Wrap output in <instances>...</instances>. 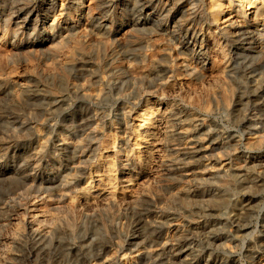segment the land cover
<instances>
[{"label":"rangeland","instance_id":"374dc122","mask_svg":"<svg viewBox=\"0 0 264 264\" xmlns=\"http://www.w3.org/2000/svg\"><path fill=\"white\" fill-rule=\"evenodd\" d=\"M48 1L43 0L44 3ZM126 1L113 0V6L115 5V9H117L113 14L105 13L106 15H102L101 19L98 20L99 22H95V26L92 24L83 25L85 30L83 29L84 32L81 35L79 34V38L93 45L94 43H102L103 45H100H102L104 50L103 59L110 60L115 57L117 59V68L112 70V68L104 67L95 60L90 61L91 63L87 62L88 65L86 62V65H84V62L78 65L77 71L81 76L75 77L74 80L83 84L81 87H84V89L82 87V91H86V96L84 97L81 93L80 87L78 88L79 93L69 94L70 96L66 98L67 114H70L69 111L86 108L88 115L93 117L92 125L88 129L86 128L84 132H89V128L92 129L94 126H98L100 132L97 137L90 141L91 145L89 147L94 145L93 147L97 148L99 146L100 148L101 144L105 145L108 141H114L115 137V141L121 142L122 139L120 138H123L127 140V143L129 140L130 144L132 140L130 139L131 133L129 130L133 125V118L147 102L148 95L146 94L156 91L158 95L163 97L164 102L170 104L174 110H177L175 113L181 116L182 121L185 122L186 128L189 130L188 134L181 137L174 134L176 136V138L173 136L175 139L173 137V139L171 138L172 141L168 139L164 144L165 148L161 152V159L166 161L165 166L159 165L148 174L131 167L124 168L120 158L116 156L110 157L111 162H115L113 175L116 189L118 188V191L124 190L123 183L125 178L130 179L129 181L133 185L130 188L131 191L135 190L134 193L139 195L149 193L150 198L140 202L138 207L125 203L119 204L120 207L118 205L117 209L108 213L100 212L99 206L90 207L85 203L86 211L83 213L81 222L75 234L66 237V244L59 242L58 244L51 243L52 245L45 244V246H40L38 237L29 235L23 239V243L27 239L25 241L27 248L21 247L20 251L24 249L23 251L26 252L32 246L36 250L33 252L34 255L31 256L32 259H26L21 264H54L55 260L59 264H93L92 262H94L98 253L104 252V250L94 248V244L101 241V239L109 243L108 252L114 253V256L117 257L112 264H124L126 260V262L129 261L128 264H168L167 251L159 252L158 254L156 249L160 247L164 241L163 239L169 233L186 238L183 245L184 250L187 252L183 257L188 259H186V262L189 264H194L195 261V264H264V84L262 88H258L259 84L261 86L263 83L264 55L258 53L255 56L242 57L240 56L241 48L238 49L237 46L231 49L232 53L235 54V58L232 59L230 62L231 66L228 67L230 72L214 78L206 75H202L196 80L194 78V81L198 83L196 90H186L187 88L181 86L179 81L181 82L183 76L177 73L173 75L175 78L169 79L167 76L162 77L161 75L155 77L154 72H149L150 70H147L148 75H137V72L132 74L127 68L134 65L137 67L141 63L139 62V55H136L132 49V41L135 40L137 32L130 30L126 39L122 38L119 41L114 39L116 35L121 36L120 33L123 31L124 26L123 22H125L126 29L128 26H140L146 22L145 28L148 32L152 30V25L155 23L147 15V11L142 8L136 12L135 19H129L125 13V8H123ZM5 4V0H0L1 23H5L4 20L7 18L5 13L9 5L6 8ZM59 4L60 2L57 4L58 10L61 8ZM77 6V3H73L66 6L68 9L65 7L64 15L68 22L67 26L73 24L75 14H81L77 13ZM38 10L42 12L39 14V11L38 13L34 11L23 15V17L27 15L29 26L22 29L24 34L21 36L11 34L12 36H9V38L5 37L2 39L0 53L2 52L3 55L8 56L6 60L10 63V68H16L19 71H22L24 64L29 62L30 65H33L31 67L35 68V72L30 73L26 70L28 72L26 74H30L26 79L34 81H39L40 79V83H46L47 80L40 73L46 67L45 65H48L51 61V59L43 58L42 50H48L46 48L50 37L48 34L51 33L45 30L44 26L52 12L49 10L43 13L42 8ZM70 10L73 11L71 15H69ZM36 14L41 15L38 20L35 18ZM100 23L109 30V35L103 33L104 30L99 33L95 31V27H98ZM34 28L36 29L35 32ZM57 29L52 30L54 35L59 32ZM80 29V27L74 30L72 28L69 33H72V31L77 32ZM159 38V44L162 42L157 47L159 57L166 58L167 51H173L176 55L175 44L177 45L179 40L169 39L168 36H160ZM108 39H111V42H107ZM174 42L176 43L173 44ZM25 43L34 44V47L38 46L36 48L38 50L40 48L43 49L38 51V55L30 56V59H26L23 57L25 56L24 53L28 52V45L23 46ZM171 47L173 48L171 49ZM3 64L5 65L6 63ZM92 68L99 75L94 80H90V77L95 74ZM148 69L152 68L148 67ZM161 69H163L162 66L156 67L155 73L161 74ZM92 90H96V94H101V98H97ZM225 94L228 95V100L225 99ZM205 95H208L209 109L202 102ZM190 101H194L193 105ZM22 107H18L16 115L28 112L25 111V106ZM12 111L7 109L5 114L12 113ZM34 115L31 113V115L27 116L25 124L20 121L15 122L13 127L21 131L16 141L9 144H0V171L6 173L7 176L10 174L16 175L19 172L18 174L25 178L35 172L36 166L41 164L42 166H40L43 170L40 174H37H39L38 179L44 178L43 186H45L48 185L47 183L50 179H53L51 177L53 174L51 173L54 170L51 165L57 158L55 142L53 141L52 143L51 138L61 133H70L72 129L75 131L76 136H79L81 134L78 127L80 123L70 122L74 126L72 127L71 125L70 127V124L63 121L65 115H55L49 119H46V116H41L37 119ZM173 121L171 125L176 129L178 125L176 123H179V121ZM125 125L129 126V128L126 129ZM81 128L83 129L82 126ZM38 129H40L39 132L41 131L42 139L50 137L49 145L46 143L45 154L41 156H38L36 151L39 149V146H37L39 145V142H37L39 139L36 134ZM70 134L74 135L73 132ZM34 136L36 137L34 138ZM180 148H184L183 153ZM84 155V159L88 157L87 165L92 164L97 158V155L92 152H88L86 156ZM39 157L43 159L41 160ZM59 167L63 168V164ZM167 167L171 168L168 169ZM236 173L238 178L233 181L230 187L232 189L228 191L229 203L214 206L212 204L213 198L223 194L220 182ZM75 177L70 180L75 186L72 187L70 192L68 191V197H72L75 190L85 184L84 180L80 184V182L75 180ZM1 185V187L4 186L3 183ZM180 189H185L187 194L185 196H176ZM42 194L44 193L39 190L32 192L30 196H42ZM4 197L5 195L0 189V199ZM58 210H55L57 213L54 211L57 216L66 214L64 210ZM15 212L0 214V216L2 215L0 217V250L7 251L6 253L9 254L18 251L11 243L12 231L17 230V228L25 229L23 213ZM160 219L162 222H160ZM238 223L239 225H237ZM155 235H158L157 240H152L151 238ZM189 237L193 238L190 239ZM125 253L128 257L123 262L119 256L121 257ZM104 257L106 255L101 256V259H97L98 262L102 261ZM172 264L179 263L174 261Z\"/></svg>","mask_w":264,"mask_h":264},{"label":"bare ground","instance_id":"6f19581e","mask_svg":"<svg viewBox=\"0 0 264 264\" xmlns=\"http://www.w3.org/2000/svg\"><path fill=\"white\" fill-rule=\"evenodd\" d=\"M5 1L6 8L7 5H9V8L5 13V16L7 17H5V23L0 22V43L5 37L9 38V36L12 35L21 36L24 34L22 29H25L29 26L28 17L27 15L23 17L24 14L34 11L37 13L39 11L40 14L42 11L40 12V10H38L39 8H42L43 13L48 12L49 10L52 12L49 15L50 17L48 22H46L44 26V29L51 33L48 34L50 36L49 43L46 46L48 50L45 51V49L42 50L43 48H40L44 54L43 58L47 60L51 59V61L48 65H45L46 67L43 68L40 73L42 77H45L47 82L40 83V79L39 81L26 79V77L28 78L30 75L26 74L28 73L27 71L30 73L35 72V68L31 67L33 65H30L29 62L25 63L22 71H19V69L16 68H10V63L6 60L8 59V56L3 55L2 52L0 53V144H9L13 141H16L18 136H20L21 131L17 130V128L13 127V125L18 121H20L22 124H25L28 118L27 116L31 115V113L35 114L34 116L37 119L41 116H46V119H49L55 115H65L63 121L68 124H70V122H79L80 124L78 127L80 128L79 130L81 132L79 136H76L75 131L72 129V131L70 130V133L73 132V136L70 133H61L51 138V142H55L54 144L56 147L55 152L57 158L56 161H54L51 165L54 170L51 173L53 174V176H51L53 179L48 181V185L43 186L44 178L38 179L40 172L43 170L41 169V164V166H36V169H34L35 172H32V174L27 175L25 178H22L21 175L18 174L19 172L16 175L10 174L7 176L6 173L0 171V189H2V193L5 195L4 198L0 199V214H8V212L13 211L22 212L23 222L25 223V229L17 228V230L12 231L11 233V243L18 249V251H10L11 253L9 254L6 253L7 251L0 250V264H21L22 261L30 259L31 256L34 255L33 252L36 250L35 247L32 246L26 252L23 251L24 249L20 251V249L25 248V245L27 244L25 243L27 239L24 241V243L23 239L29 235L38 237L40 246H45V244L51 243L58 244L59 242L61 244L65 243L67 236H73L75 234L77 227L81 222L83 213L86 211V204H88L90 207L99 206L100 212L108 213L111 211L113 212L114 209H117L119 204L122 205L125 203L130 206L132 205L138 207L140 202L150 198L149 193L139 195L134 193L135 190L131 191L130 188L133 185L129 181L130 179L128 180L125 178L123 183L124 185L122 184L124 190L118 191V188L116 189L113 175V171H115L113 170L115 162L112 163L110 157L116 156L117 158H120L124 168L131 167L135 170H139L148 174L159 165L165 166L166 161L161 159V152L165 148V142L168 139L170 140L175 135L179 137L187 135L189 130L186 128L185 122L182 121L181 116L175 113L177 110H174L170 104L164 102L162 99L163 97L158 95V92L154 91L146 94L148 95L147 102L133 118V125L129 130L131 133L130 139L132 140V143L129 144V140L127 143V140L123 138H120L122 139L121 142L115 141V137V139L113 138L114 141H108L107 144L105 143V145L101 144L102 147L100 146V148L99 146L97 148L93 147L94 145L89 147L91 145L90 141L97 137L100 129L98 126H94L92 129L89 128V132H84L86 128L88 129V127L92 125L93 117L88 115V110L86 108L69 111L70 114H67L68 107L66 106V98H68L67 96H70L69 94L73 95V93H79V89L81 91L84 89L83 86V89L81 87L83 84L77 83L74 80L75 77L77 78L78 76H81V74L77 71V68H79L78 65L82 64L83 62L84 65H86L85 62L91 63L90 61L95 60L96 62L101 63L104 67L112 68V70L117 68V59H115V57L110 60L103 59L104 50L102 43H100L102 45L98 43H94L93 45L92 43H88V41L79 38V34L81 35L82 32H84L83 29L85 30L83 25H94L95 22H99L98 20L101 19L102 15H106L105 13L113 14L117 10L115 9V5L113 6V0H47V3H44L43 0ZM59 2L61 8L58 10L57 4ZM73 3H77L78 6L76 11L77 13L81 14H75V18H73V26H67L68 22L64 15L65 7L68 4L71 5ZM123 8H125V13L129 19H135L136 12L142 8L147 11V15L150 16V18L155 23L152 25V30L148 32L145 28L146 22L142 23L140 26H128L127 29L125 28V22H123L124 26L123 31L120 33L121 36L116 35V38L114 39L115 41H119L122 38L126 39V36L129 34L130 30L137 32L135 35V40L132 41V49L136 55H139L138 58L139 62L141 63L137 67L134 65L127 68V70L132 72V74L137 72V75H148L147 70H150L149 72H154L152 73L155 75V77L161 75L162 77L167 76L169 79L173 78V75L177 73L183 76V78L181 77V82L179 81L181 86L187 88L186 90H196L198 88V83L194 81V78L196 80L202 75L211 76L214 78L223 74L226 75L230 72L228 67L231 66L230 62L235 58V54L232 53L231 49L237 46L238 49L241 48L240 56L242 57L255 56L258 53L264 55V0H127L124 3ZM72 13L73 11L70 10L69 15ZM14 14L17 15L14 16ZM39 14H36V20L40 18L41 15ZM79 27L81 28L79 31H72V33H69V31L71 32L70 29L73 28L74 30ZM95 28L97 33L102 32V30H104L103 33L108 35L110 33L109 30H107L106 27H104L101 23ZM36 29L34 28V32ZM54 29L59 31L56 35H54L52 31ZM160 36H168L169 39L173 38V40H179L177 45L175 44L176 42L173 43L176 46V55L173 51H167L166 58L159 57L157 47L162 43L161 42L159 44ZM166 38L164 39L166 40ZM107 42H111V39H108ZM33 45L34 44L27 43L23 45L27 46L28 49V52L24 53V58L30 59V56H36L38 55V51H41L40 49H36L38 46L34 47ZM18 46L20 45L18 44ZM105 47L107 48V46ZM172 48L173 47H171V49ZM131 62L130 64H132ZM3 63L6 64L4 65ZM159 66L163 67V69L160 70L161 74L155 73V68H159ZM148 67L152 69H148ZM94 72L95 74L92 76L93 78L90 77V80H94L99 77V75H97V71ZM263 84L264 77L263 83L261 86L259 84L258 88H262ZM96 92L97 91L94 90L93 94H95L97 98H101V94H96ZM81 93L84 95V97L86 96L85 90ZM224 97L226 100H228L227 94H225ZM202 102H204V106L208 108V95H205V97L202 99ZM191 103L193 105L194 101ZM19 106H25L24 109L25 111H28L29 114H27V112L16 115V111L18 110ZM7 109H11V111L13 110L12 113L5 114ZM29 109L31 110L29 111ZM194 118L196 117L194 116ZM173 120H176L175 122L179 121V123H176L178 125H175L176 129L173 125H171ZM72 123L70 124V127ZM72 127L74 126L72 125ZM125 128H129V126L125 125ZM39 130L40 129H38V132L36 133L39 139L37 141L39 142V145H37L39 146V149L36 151L37 155L41 156L45 154L46 143L48 144L50 142V137L46 139L45 135L43 140L42 134L40 133L41 131L39 132ZM35 137L36 136H34V138ZM183 149L184 148H180L182 153ZM88 152H92L97 155L96 160H94V162L90 165H87L88 157L86 159L83 158V155L85 154L84 156H86ZM40 159L42 160L43 158ZM44 159L46 160V158ZM62 164L63 168H60L59 166ZM167 168L169 169L171 167ZM75 176H78V178ZM73 177H75V180L80 182V184L83 183L84 180L85 184L77 188L72 197H68L67 194H69L72 187L75 186L70 181ZM236 178H238L237 173L233 174L230 178L224 179L221 182L219 181L223 194L213 198L212 204L214 206H220L229 203L228 191L229 189H232L230 187ZM2 183L4 184L3 187H1ZM39 190L44 193L42 196H30L32 192H37ZM221 190L219 189V191ZM186 194L187 193L185 189H180L176 193V196H185ZM120 205L118 207H120ZM58 209L64 210L66 214L63 216H57L55 214V210ZM0 217H2V215ZM7 218L9 219V217ZM160 222H162V220ZM237 225H239V223ZM145 228L147 229V227ZM167 235L165 239L162 238L164 241L161 239L163 242L160 247L156 249L158 254L159 252L167 251L168 264H172L174 261L178 262L179 264L188 263L186 262L187 258L183 257V255L187 252L184 250L183 245L184 239L186 238H183L181 235L175 236L174 234L170 233ZM157 236L155 235L151 239L157 240ZM94 248L104 250V252L100 254L98 253L96 259H94V262H92L93 264H112L117 259V257L114 256V253L112 254L108 252L109 243H107V241L104 239H101V241L95 243ZM103 255H106V257H104L102 261L98 262L97 259H101V256ZM127 257L128 256L126 253L121 255V257L119 256L123 262ZM126 261L124 264H128L129 261ZM54 264H59V262L55 260Z\"/></svg>","mask_w":264,"mask_h":264}]
</instances>
